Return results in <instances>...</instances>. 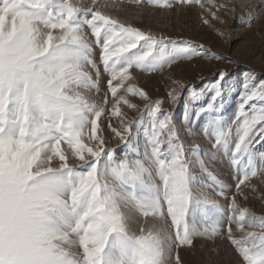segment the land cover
I'll use <instances>...</instances> for the list:
<instances>
[{
  "label": "snow or ice",
  "instance_id": "obj_1",
  "mask_svg": "<svg viewBox=\"0 0 264 264\" xmlns=\"http://www.w3.org/2000/svg\"><path fill=\"white\" fill-rule=\"evenodd\" d=\"M147 2L172 7L170 0ZM102 7L97 0L88 7L73 0H0V264H183L182 247L194 246L197 237L223 234L220 203L193 192V185L201 184L219 188L217 195L223 196L228 187L204 158H228L239 195L241 185L258 174L257 159L264 167V152L256 149L264 148V80L250 69L231 122L218 115L216 105L229 75L223 69L216 73L211 101L195 113L209 117L203 131L215 140L212 151L199 144L186 147L172 115L156 100L145 106L146 128L126 117L119 127L109 123L123 145V158L117 157L99 123L108 96L102 102L93 96L100 93L101 71L86 29L101 49L114 99L111 114L117 117L121 103L137 107L118 91L148 99L142 89L124 87L130 68L155 71L205 55L234 61L191 41L142 31ZM256 18L251 9L241 15L248 25ZM169 96L176 101L175 90ZM134 124L142 129L143 145ZM197 167L200 176L194 174ZM205 178L211 184L203 183ZM229 211L239 215L228 216L227 239L245 264H264V215L239 209L235 196ZM134 214L144 218L139 234L132 230ZM150 217L158 223L149 224ZM233 223L244 232L239 239ZM245 224L259 231H245Z\"/></svg>",
  "mask_w": 264,
  "mask_h": 264
},
{
  "label": "rangeland",
  "instance_id": "obj_2",
  "mask_svg": "<svg viewBox=\"0 0 264 264\" xmlns=\"http://www.w3.org/2000/svg\"><path fill=\"white\" fill-rule=\"evenodd\" d=\"M73 2L82 7H88L92 0H73ZM170 2L171 8L152 5L147 0H143L140 4L132 3L131 0H97V6L106 5L102 7V11L106 14L142 31L203 45L221 56L230 57L234 62L209 59L205 55L194 56L191 59H178L163 69L155 71L130 68L131 78L125 81L124 87L134 85L146 92L148 99L145 100L139 95L127 93L124 90L118 91L117 96H125L137 107L130 108L121 103L122 115L117 117L111 114L114 99L108 90L109 74L104 71L100 62L101 49L95 44V37L91 34V30L86 29L88 41L92 43L94 49L93 59L100 65L101 71L100 93H93V96L98 102L103 101L105 94L108 96L106 111L100 117L99 123L103 128L107 145L117 149L115 154L120 158L124 155L123 145L114 137L108 127L109 123L113 127H119L121 119L126 117L127 120L141 122L146 128L150 123V110L145 106L156 100L162 101L160 108L163 113L172 115L173 124L179 130L180 140L186 147L199 144L206 151H212L215 140L211 136H206L203 131L209 117L202 114L197 118L195 113L206 108L211 101V89L215 83L217 71L223 69L229 74L223 83V99L222 101L218 99L216 102L218 115L229 122L235 118L238 111L243 93L244 73L250 69L257 80H264V7H258L260 0H240L239 3L236 0H215V3H210V0H200V3L190 4H181L179 0H170ZM220 5H227V7H220ZM246 9H251L257 16L250 25L241 20V15ZM212 13H215L216 19L213 18ZM205 20L208 22L205 23ZM217 30L223 32V36L218 35ZM173 90L177 93L175 102L169 96ZM193 91L197 93L195 100L192 98ZM132 131L134 134L140 133V143L143 145L140 125L134 124ZM256 149L258 152H264V148H260L259 145ZM204 159L209 171L216 174L228 187L223 196L217 195L219 188L202 187L201 184L193 185V192L198 196L204 193L210 199L220 203L224 210L223 216L219 218L223 234L214 239L194 238V246H184L179 250L180 258L183 264H245L235 246L227 239V218L229 215H239L238 211L235 213L229 211L233 196L236 198L239 209L247 208L251 213L264 215V167L257 159L258 174L241 185L243 195H239L236 189L238 182L236 168L230 164L228 158L218 154L215 160L208 157ZM194 174L202 175L201 169L197 167ZM203 183L211 184V181L205 178ZM143 219L138 214H134L132 230L137 234H139L138 225L143 222ZM148 223L153 224L158 221L150 217ZM231 227L237 239L244 235V232L237 229L235 223ZM245 231H259V229L249 228L245 224Z\"/></svg>",
  "mask_w": 264,
  "mask_h": 264
}]
</instances>
